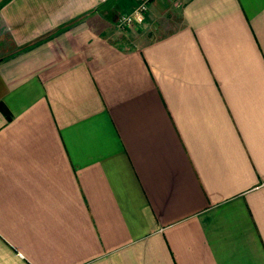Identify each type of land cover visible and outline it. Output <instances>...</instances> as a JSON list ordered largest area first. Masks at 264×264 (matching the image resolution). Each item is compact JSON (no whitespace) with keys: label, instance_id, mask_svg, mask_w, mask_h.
Wrapping results in <instances>:
<instances>
[{"label":"crops","instance_id":"0c3cea01","mask_svg":"<svg viewBox=\"0 0 264 264\" xmlns=\"http://www.w3.org/2000/svg\"><path fill=\"white\" fill-rule=\"evenodd\" d=\"M0 0V264H264V0Z\"/></svg>","mask_w":264,"mask_h":264},{"label":"built area","instance_id":"2783aa9c","mask_svg":"<svg viewBox=\"0 0 264 264\" xmlns=\"http://www.w3.org/2000/svg\"><path fill=\"white\" fill-rule=\"evenodd\" d=\"M156 0H141L133 11L130 13L123 14L118 22V26L122 29L129 27L133 25L134 23H140L144 20L145 14L149 10L150 4ZM145 6L146 10L141 8V6ZM139 10V16H137L135 13Z\"/></svg>","mask_w":264,"mask_h":264},{"label":"clouds","instance_id":"9594fccd","mask_svg":"<svg viewBox=\"0 0 264 264\" xmlns=\"http://www.w3.org/2000/svg\"><path fill=\"white\" fill-rule=\"evenodd\" d=\"M141 8H143L144 10H146L145 6H141ZM137 16H139V10H137V12L135 13Z\"/></svg>","mask_w":264,"mask_h":264},{"label":"rangeland","instance_id":"374dc122","mask_svg":"<svg viewBox=\"0 0 264 264\" xmlns=\"http://www.w3.org/2000/svg\"><path fill=\"white\" fill-rule=\"evenodd\" d=\"M141 0H139V2H140ZM144 21V20H143ZM143 21L142 22H140V23H143ZM135 24H137V23H134L133 25H135ZM132 26V25H131Z\"/></svg>","mask_w":264,"mask_h":264}]
</instances>
